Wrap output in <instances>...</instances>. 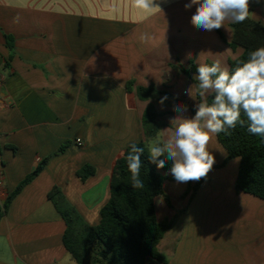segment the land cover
I'll return each instance as SVG.
<instances>
[{
    "label": "crops",
    "instance_id": "obj_1",
    "mask_svg": "<svg viewBox=\"0 0 264 264\" xmlns=\"http://www.w3.org/2000/svg\"><path fill=\"white\" fill-rule=\"evenodd\" d=\"M187 2L171 0L161 5L163 12H147L132 0H0V135L8 196L51 157L0 221V264H76L49 192L60 188L88 225H98L115 161L145 139L147 106L160 114L159 135H170L174 103L183 102L186 115H194L197 66L220 60L230 67L243 53L231 46V22L229 33L192 27L195 6L185 10ZM249 11L264 25V0H250ZM150 86L162 94L141 100L137 88ZM165 94L169 99L160 106ZM208 148L216 163L191 200L183 197L190 182L178 184L164 172L172 208L157 197L155 204L163 205L161 213L156 206L157 218L176 222L159 251L168 264H264V200L236 189L239 158L218 167L228 153L217 136ZM87 164L95 174L83 181L77 172ZM92 259L87 264H107Z\"/></svg>",
    "mask_w": 264,
    "mask_h": 264
},
{
    "label": "trees",
    "instance_id": "obj_2",
    "mask_svg": "<svg viewBox=\"0 0 264 264\" xmlns=\"http://www.w3.org/2000/svg\"><path fill=\"white\" fill-rule=\"evenodd\" d=\"M232 28L234 37L231 46H240L244 50L238 58L230 62V67H234L237 60L247 59L250 51L264 46V25L260 22L248 17L243 23L232 24ZM8 47L12 48V45L8 43ZM7 65L8 62L5 61V67ZM131 86L129 82V91H132ZM137 94L141 100L147 101L159 98L162 92L155 86H150L138 87ZM159 116L155 106L149 104L142 118L145 139L132 143L145 150L141 156L143 165L140 171L144 187H132L126 160L131 151L130 144L114 163L110 198L100 210L101 220L98 225H88L76 208L68 202L60 188L54 187L49 192V199L65 221L63 243L76 264H87L92 258V262L107 264H168L159 251V243L174 227L176 217L159 221L155 199L163 196L166 204L172 208L171 201L164 191L167 176L162 173L170 170V163L166 162L164 168L157 169L150 161L148 152L149 141L160 134L162 125L158 122ZM217 139L228 153L226 160L218 167L224 166L233 158H239L236 189L264 200V137L249 133L245 119L244 126L237 125L236 129L230 130L229 135L222 132L217 135ZM67 146L68 142L64 143L54 155L63 153ZM50 158L42 160L9 194L3 207H0V221L14 198L43 171ZM94 174L95 168L89 164L77 172L83 181ZM202 182L203 179L190 182L183 197L189 196L191 200Z\"/></svg>",
    "mask_w": 264,
    "mask_h": 264
},
{
    "label": "clouds",
    "instance_id": "obj_3",
    "mask_svg": "<svg viewBox=\"0 0 264 264\" xmlns=\"http://www.w3.org/2000/svg\"><path fill=\"white\" fill-rule=\"evenodd\" d=\"M170 2L132 0L134 7L147 12H163L161 5ZM249 4L250 0H188L184 9L195 6L190 24L197 30L213 32L225 28L229 33L226 23H243L251 13ZM195 79L199 81L194 87L200 99L194 105V115H186L188 106L183 102L174 103L171 134L158 138L148 149L149 159L157 169L170 163V174L178 184L206 180L216 163L208 148L210 141L222 132L229 135L237 125L244 126L245 119L249 133L264 137V46L250 51L247 59L237 60L234 67L223 65L220 60L200 63ZM187 94L192 98L189 89ZM168 99L165 94L159 105ZM144 151L132 144L126 157L133 188L144 187L140 179Z\"/></svg>",
    "mask_w": 264,
    "mask_h": 264
},
{
    "label": "built area",
    "instance_id": "obj_4",
    "mask_svg": "<svg viewBox=\"0 0 264 264\" xmlns=\"http://www.w3.org/2000/svg\"><path fill=\"white\" fill-rule=\"evenodd\" d=\"M1 138L2 136L0 135V207H3L6 199L8 198V191L6 189L5 167H4V163H3L2 155H1ZM75 143L78 146L83 145V142L81 139H76Z\"/></svg>",
    "mask_w": 264,
    "mask_h": 264
},
{
    "label": "rangeland",
    "instance_id": "obj_5",
    "mask_svg": "<svg viewBox=\"0 0 264 264\" xmlns=\"http://www.w3.org/2000/svg\"><path fill=\"white\" fill-rule=\"evenodd\" d=\"M158 138H163V136L159 135L158 137H156V138L150 140L149 143H148V147H150L152 144H154ZM229 172H233V169H231V167H229ZM162 173L164 174V172H162ZM168 173H169V172H167V174H168ZM162 200H163V198H162ZM156 206H157L159 212L161 213V211H162V209H163V208H162L163 205H161V201H158Z\"/></svg>",
    "mask_w": 264,
    "mask_h": 264
}]
</instances>
